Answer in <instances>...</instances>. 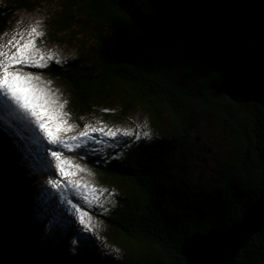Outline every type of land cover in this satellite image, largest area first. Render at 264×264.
Listing matches in <instances>:
<instances>
[{
	"label": "trees",
	"instance_id": "trees-1",
	"mask_svg": "<svg viewBox=\"0 0 264 264\" xmlns=\"http://www.w3.org/2000/svg\"><path fill=\"white\" fill-rule=\"evenodd\" d=\"M29 1L0 0V35L16 12L34 9ZM59 1L47 35L57 40L62 33L70 34L78 57L63 66L51 63L43 73L65 89L73 119L80 125L98 119L109 131L129 124V111L140 109L153 138L137 139L134 130L121 141L130 146L123 155L109 147L103 157L88 158L108 197L114 191L113 199L85 207L103 225L95 243L89 239L79 246L72 240L67 245L68 231L41 235L44 212L32 204L46 200L31 192L41 173L26 177L30 173L23 172L6 140L18 132L2 123L0 216L8 234L24 264H185L180 248L186 239L211 229L226 231L263 194L264 111L253 105L259 119L248 115V125L242 124L238 115L248 105L230 102L218 77L181 49L196 40L200 49L215 44L214 55L219 49L224 50L220 55L238 52L264 83V0H137L143 12L168 15L169 27L181 21L189 34L179 42L172 34V50L166 54L141 38L117 0ZM203 119L214 120L222 139L231 135L232 149L212 185L192 188L180 172L187 170L184 163L192 147L210 152V144L199 136ZM206 135V142L211 141ZM98 242L114 248L118 256L102 254ZM233 264H264V227Z\"/></svg>",
	"mask_w": 264,
	"mask_h": 264
},
{
	"label": "rangeland",
	"instance_id": "rangeland-1",
	"mask_svg": "<svg viewBox=\"0 0 264 264\" xmlns=\"http://www.w3.org/2000/svg\"><path fill=\"white\" fill-rule=\"evenodd\" d=\"M58 2L60 1L33 0L29 1V3L31 6H34V9L31 11L16 12L13 21L0 35V52L4 54L0 56V60L9 58L16 52L17 48L22 47L28 41H32L33 44L29 50V55L37 60L43 56L42 62L47 65V67L39 69L34 66L24 67L17 65L16 67L21 70L30 71L33 75L39 76L40 79L45 82L46 87L54 97L58 98V103L67 101L64 108L60 110V119L64 122L65 127L71 130H62L59 136L71 149H65L61 156L62 160L70 161V164L65 166V171L69 173V175H61L56 170V161L51 157L49 151L53 145L48 144L43 133L36 128L34 123L29 124L25 121H18L17 124L22 129V134L17 138H13L15 144L12 148L13 153L18 156V162L21 164V167L24 168L23 172L25 174L30 173V175L26 176L27 178H32L33 175L31 173L33 172L39 171L42 173L40 177L34 179V184L31 185V192L35 194L36 198L42 199L41 195H44L51 199V201L46 203L42 202L40 206L38 204H32L37 208L39 206V210L44 212V219L39 225L41 235L46 237L49 232H53V236H62L65 235L62 234L63 230L71 226L70 230H68V238L64 239V243L69 245L72 243L73 235L77 231L88 236L91 241H96V236L102 231L103 225L99 220L94 218L92 213L88 212L85 207L93 203L106 205V203L113 199L114 191H112L108 197L105 187L98 184L95 174L87 164V161H89L88 158L95 156L103 157V155L107 153V148L109 147L116 150L118 149V155L121 156L130 148L128 143L121 141L131 136L125 137L122 136V133L128 132L132 134L134 130H137L139 138L143 139V132H149V128L148 119L140 109L130 110L128 114L129 124H117L111 129V131L120 130L117 134L118 138H115L120 141L112 142L114 138L104 135L105 132H108L107 125L99 122L98 119H96L95 122L90 121L88 123H84L81 120V122L84 123L83 125H80V120L75 121L73 119L70 114L69 102L65 89L47 78V75L43 73V70L48 69L51 63L63 66L78 57L76 42H69L70 34L62 33L57 40H51L47 35L50 28L49 23L54 20L56 13H58ZM149 3L150 2L147 4ZM33 28H35V32L32 31ZM77 29L75 28L74 31ZM175 36L178 42L190 38L189 34L184 32V29ZM217 56H220L219 52ZM248 115L251 117L259 116L258 110L251 104L248 105L247 109H242L239 112V121L244 125H248V120L245 119ZM205 121L206 120L198 125L199 131L203 133L199 136L204 139L203 143L210 144V152H203L200 150V147L199 149L192 147V155L189 156L188 161L184 163L187 170H185V172H180V175L184 177V180L192 188L202 183H206L209 186L212 185L211 181L218 176L222 163L224 164L227 162L230 150L232 149L230 144L232 143L231 135L227 134V136H224L222 139L218 135V130L213 122L214 120L211 119L208 123ZM93 128L97 129V131L93 132ZM84 131H87L88 135L86 137H81L79 134ZM194 134L197 136L196 133ZM206 134L210 136L209 138L211 141L206 142L204 138ZM152 138L153 135H151V139ZM25 139H30V143L32 144L26 142ZM9 144L11 146V143ZM25 148L27 149V154L23 151ZM49 163L51 164L50 171L52 175L48 174ZM49 180L58 181L57 187L53 188L52 185L48 183ZM22 204L25 208L31 207L28 206L29 203L27 202H23ZM77 208L80 209V212L85 213L82 217L80 212L77 211ZM81 219L84 220V224L80 223ZM53 225L56 227L54 228ZM86 225L87 228L85 227ZM89 228L91 231L88 230ZM98 243L100 252L108 258L118 256L114 248L102 244L101 242Z\"/></svg>",
	"mask_w": 264,
	"mask_h": 264
},
{
	"label": "water",
	"instance_id": "water-1",
	"mask_svg": "<svg viewBox=\"0 0 264 264\" xmlns=\"http://www.w3.org/2000/svg\"><path fill=\"white\" fill-rule=\"evenodd\" d=\"M137 0H117V6L128 16L141 38L162 54L172 50L171 35L182 30L179 21L168 26L166 14H147L136 4ZM215 44L200 49V43L190 40L182 52L198 65L218 77L223 95L232 103L257 105L264 111V83L245 57L238 52L212 54ZM219 52H224L219 49ZM264 227V192L251 207L242 212L240 221L226 231L215 229L206 234L195 233L186 239L180 255L185 264H233L238 252L249 239ZM191 242V243H189ZM0 264H24L0 216Z\"/></svg>",
	"mask_w": 264,
	"mask_h": 264
},
{
	"label": "snow or ice",
	"instance_id": "snow-or-ice-1",
	"mask_svg": "<svg viewBox=\"0 0 264 264\" xmlns=\"http://www.w3.org/2000/svg\"><path fill=\"white\" fill-rule=\"evenodd\" d=\"M35 32V28L32 29ZM33 42L28 41L22 47L17 48L16 52L12 54L9 58L0 60V111L7 113L12 117L11 121H6L11 127L16 121H25L29 124H35L36 128L43 133L44 138L47 140L49 145L53 147L49 150L51 157L56 161L55 168L61 175H69L65 171V166L70 164L68 160H62V152L65 149L71 150L70 146L60 138L59 133L62 130H71L65 127L64 122L61 121V109L67 103H58V98L50 92L46 87L44 81L40 79L39 76L33 75L30 71L21 70L17 68V65L24 67H32L39 69L42 67H47L43 64V56L39 60L34 59L29 55V50L32 47ZM4 54L0 52V56ZM87 128V126H86ZM93 132L97 129L93 128ZM120 130L105 132V136L111 138H118L117 134ZM81 137H86L88 135L87 131L81 132L79 134ZM131 135L128 132L122 133V136ZM143 137L150 141L151 134L148 131L143 132ZM139 139V136L136 137ZM75 139V138H73ZM129 141H125L128 143ZM25 154H27V149H23ZM49 175H52L50 169L51 164H48ZM48 183L52 185L53 188L57 187L58 181L49 180ZM114 203V201H113ZM102 207V206H101ZM39 210V206H38ZM80 212V209L77 208ZM85 213L80 212L81 217ZM81 224H84V220H80ZM55 228L56 226L53 225ZM87 228V225L85 226ZM64 229L62 234H67L70 230ZM91 231V229H88ZM89 237L81 234L80 232H75L73 235V244L83 246ZM191 243V242H189Z\"/></svg>",
	"mask_w": 264,
	"mask_h": 264
}]
</instances>
